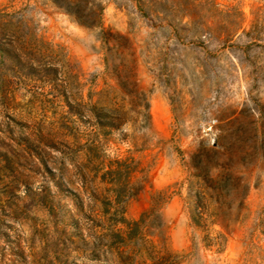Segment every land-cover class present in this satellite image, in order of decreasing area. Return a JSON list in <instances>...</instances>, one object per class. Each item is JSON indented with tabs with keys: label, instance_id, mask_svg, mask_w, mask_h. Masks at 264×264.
Wrapping results in <instances>:
<instances>
[{
	"label": "rangeland",
	"instance_id": "374dc122",
	"mask_svg": "<svg viewBox=\"0 0 264 264\" xmlns=\"http://www.w3.org/2000/svg\"><path fill=\"white\" fill-rule=\"evenodd\" d=\"M96 1L103 29L79 25L51 0H0V47L16 58L0 52V151L17 170L0 172V264L106 263V255H91L101 231L88 216L99 218L112 185L107 177L83 179L76 167L90 144L101 147L104 171L115 160L133 170L128 221L140 218L156 192L172 197L149 239L179 255L178 264H264V159L233 168L242 180L234 192L246 196L208 222V231L193 223L189 203L200 147L219 142L230 154L264 105V0ZM93 108L119 126L100 128ZM31 145L55 171L64 167L84 213L59 193ZM25 178L32 192L49 188L81 228L65 226L66 218L29 198ZM193 181L196 192L201 185ZM63 228L68 235L60 237Z\"/></svg>",
	"mask_w": 264,
	"mask_h": 264
},
{
	"label": "trees",
	"instance_id": "16d2710c",
	"mask_svg": "<svg viewBox=\"0 0 264 264\" xmlns=\"http://www.w3.org/2000/svg\"><path fill=\"white\" fill-rule=\"evenodd\" d=\"M57 7L64 10L81 26L94 29H103V6L98 1L92 0H51ZM2 55H8L16 60L8 50L0 47ZM129 56L134 54L129 50ZM20 63V62H19ZM22 69L27 70L31 75H37L39 70L34 67H26L20 65ZM26 68V69H25ZM98 118V126L100 128L115 129L119 126L113 120L104 121L108 115L92 109ZM258 118L251 121V134L244 137L238 136L235 139L234 147L230 154L227 153L228 148L225 144L216 143V147L209 149L202 145L193 157L194 173L191 175L189 203L190 213L193 223L204 231H208L207 223L216 224V222L226 215V211H231L234 203L238 199H243L247 192H234L242 186L240 177L233 174V168L240 163H244L248 159L260 157L264 159V105L257 106L254 110ZM254 117V115L252 116ZM237 122V119H236ZM246 135V133H244ZM51 146V144H50ZM53 146V144H52ZM54 147V146H53ZM28 150L34 151L41 161V166L50 174L52 180L60 194L71 198L78 209L79 213H84L85 201L79 195V192L72 188L73 183L71 176H68L64 167L61 165L55 171L49 166L45 153L37 150L33 145L27 147ZM79 147L74 151L77 155L83 152L84 163L76 166L80 170L83 179L91 178L96 180L98 177L104 180L106 177L110 179L112 185L111 196H107L102 201L103 208L99 211V218L95 220L91 214L90 218L96 226L100 227V234H95V246L91 250L94 259L101 260L106 255L105 264H178L179 255L167 250L164 247L158 248L154 241L149 239V230L160 225L161 210L171 200V196H167L165 191L156 192L151 199L150 207L142 213L139 219L128 221L125 218L126 207L133 194L129 187V181L133 170L126 161L115 160L111 163V167L104 171V161L102 158L101 147L90 144ZM226 150V151H225ZM76 159V158H74ZM224 159L222 162H220ZM2 164V165H1ZM20 165L21 163L18 162ZM64 165L65 163L62 162ZM11 170L16 172L15 162L11 160L7 154L0 151V172ZM104 171V172H103ZM197 180L201 186L196 192H193L195 182ZM26 187V195L31 199H38L42 206L47 207L51 213L60 220V217L66 218L65 226L75 229L81 228V221L71 212L65 210L61 202H56L54 194L45 188L43 192H32V185L28 180H23ZM200 189V190H199ZM96 194V192H93ZM10 198L9 207L14 214H17L18 208L14 209V203ZM25 205V204H24ZM224 207L227 210H224ZM71 215V216H70ZM86 215V214H85ZM87 216V215H86ZM118 225H124L126 228L118 229ZM60 237L68 235L66 229L63 228L59 233ZM75 235V234H74ZM71 236L69 235L70 239ZM79 242L88 248L89 242L83 234L77 235ZM209 235L205 236V240ZM216 240H220L218 245H222L226 240L224 234L217 232ZM64 240L63 243H65ZM103 248V252L101 249ZM64 253V252H61ZM115 253L116 258L111 260L108 254ZM57 255V252H55ZM143 254L145 260L138 259Z\"/></svg>",
	"mask_w": 264,
	"mask_h": 264
}]
</instances>
